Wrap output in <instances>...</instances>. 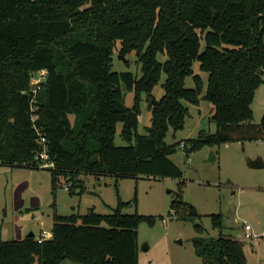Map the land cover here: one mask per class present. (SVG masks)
<instances>
[{"label":"trees","instance_id":"trees-1","mask_svg":"<svg viewBox=\"0 0 264 264\" xmlns=\"http://www.w3.org/2000/svg\"><path fill=\"white\" fill-rule=\"evenodd\" d=\"M114 53H134L140 76L113 72ZM159 53L166 56L163 62ZM195 62L206 75L202 99L212 106L216 131L206 137L199 132L189 141L190 151L264 141V116L258 125L249 123L264 75V0H0V162L41 170L35 167L31 96L23 92L33 73L46 70L33 106L55 165L49 170L52 195L59 175L73 183L69 194L76 187L83 192L80 173L181 179L164 138L169 128L183 127L185 104L199 103L204 82ZM162 74L163 95L155 99ZM186 77L193 88H185ZM124 88L134 92L132 107L124 104ZM142 94L151 115L145 135L137 132ZM118 124L126 146L114 144ZM181 193L170 204V217L199 218ZM127 204L118 199L107 215L93 209L54 213L50 238L0 240V264H138L137 227L153 226L155 219L123 214ZM210 219L220 232V215ZM193 228L204 233L199 224ZM191 244L201 264H246L239 240L219 234L194 237Z\"/></svg>","mask_w":264,"mask_h":264},{"label":"rangeland","instance_id":"rangeland-1","mask_svg":"<svg viewBox=\"0 0 264 264\" xmlns=\"http://www.w3.org/2000/svg\"><path fill=\"white\" fill-rule=\"evenodd\" d=\"M119 47V43H116ZM129 67L118 59L114 53L112 71H131L140 76L137 58L126 56ZM157 59L163 62L165 54L159 53ZM193 70L203 77L204 87L197 105L185 104L188 113L183 127L174 131L169 128L164 138L167 147L174 152L169 159L181 169L183 177L179 180L171 178L126 177L118 178L109 175L80 173L79 187L73 194L64 190L66 182L59 175L55 195L51 193L50 171L46 169L32 170L22 167H10L0 162V240H21L31 231L38 236L39 226H22V222L35 216L40 208L43 215L44 230L53 224V214L69 216L85 215L90 209L95 213L107 215L114 212L118 199L128 203L121 208L123 214L151 216L155 219L153 226L140 222L137 227L138 264H201L194 254L191 240L194 237H217L220 235L239 239L243 245L246 264H257V254L264 255V237L260 236L264 226V167L251 168L249 160L261 159L264 163V141H234L218 147L204 146L190 151V140L196 139L199 132L206 137L216 131L212 120V106L202 99L205 94L206 75L193 64ZM263 82L256 89L251 104L252 125H258L264 116V75ZM165 75L152 91V96L159 99L163 94L162 84ZM185 88H193L191 77H186ZM124 104L132 107L134 92L123 89ZM159 94V95H158ZM139 103L140 117L137 132L147 134L150 126V111L147 96L141 95ZM147 125L145 122L148 116ZM73 120V116H70ZM121 130V124H118ZM184 144V148L180 144ZM115 146H126L127 143L116 133ZM210 153L214 161H207ZM115 184H117L115 189ZM69 186L68 190H69ZM181 190L182 201L194 207L200 215L195 220L187 216H171L170 204ZM134 196L136 202H133ZM219 214L221 230L212 228L210 215ZM248 223L256 238L243 240L242 223ZM193 223L203 227L204 233L199 235Z\"/></svg>","mask_w":264,"mask_h":264},{"label":"built area","instance_id":"built-area-1","mask_svg":"<svg viewBox=\"0 0 264 264\" xmlns=\"http://www.w3.org/2000/svg\"><path fill=\"white\" fill-rule=\"evenodd\" d=\"M46 76H47L46 70H39V71L33 73L30 77V82H29L30 88L28 91L23 92V94H25L27 96H31L30 120L33 124V129L37 135L36 144L38 146V150H37V152L35 154V158H34L36 161L35 167L38 169H41V170L42 169L55 170V165L49 159V156H48V147L46 144V138L41 133L40 128L36 127V125H35V122L37 121L38 116L35 114V112H34L35 108L33 106L34 96H35L36 92L40 90L41 84L44 83ZM180 147L184 148V144L181 143ZM64 189L68 190L67 185L64 186ZM242 225H243V237L245 240H250L251 238L257 237V235L253 233L252 228L248 223L243 221ZM260 236L264 237V228L261 231ZM48 238H49V236L46 233L42 232V233H40L39 236H37L36 241L40 243L41 241L48 239Z\"/></svg>","mask_w":264,"mask_h":264},{"label":"crops","instance_id":"crops-1","mask_svg":"<svg viewBox=\"0 0 264 264\" xmlns=\"http://www.w3.org/2000/svg\"><path fill=\"white\" fill-rule=\"evenodd\" d=\"M196 73V72H195ZM159 95V94H158ZM163 95V94H162ZM161 95V96H162ZM160 96V97H161ZM148 115V114H147ZM139 117H140V115H139ZM139 117H138V121H139ZM148 117H149V115L148 116H146V119H145V122H146V124L145 125H147V123H148ZM150 117H151V115H150ZM117 133H120V131L118 130V126H117ZM49 177H50V184H51V176L49 175ZM58 184H60V183H58ZM69 186L68 184H64L63 185V188H64V186ZM65 190V189H64ZM65 191H67L68 192V190H65ZM33 209H37V211H35V216H31L30 217V219H28V220H26L25 222H22V226H20L21 228L22 227H25V226H27V225H35V226H39V228L37 229V232H38V235L40 234V233H42V232H44V233H46L48 236H49V238L51 237V228H52V226L49 228V230H44L43 228H42V226H43V215H41L40 214V208H38V207H36V208H33ZM264 227V226H263ZM30 233H32V234H34L35 235V233L34 232H30ZM29 233V234H30ZM241 236H242V239L244 240V237H243V234L241 233ZM229 238H231V237H229ZM232 239H234V238H232ZM22 240V239H21ZM236 240H239V239H236ZM2 241H7V240H2ZM240 241V240H239ZM61 264H75V263H72V262H70V261H63ZM257 264H264V255L263 254H257Z\"/></svg>","mask_w":264,"mask_h":264},{"label":"water","instance_id":"water-1","mask_svg":"<svg viewBox=\"0 0 264 264\" xmlns=\"http://www.w3.org/2000/svg\"><path fill=\"white\" fill-rule=\"evenodd\" d=\"M118 59H120L126 65L127 68L129 67V63L127 62V59H126L125 56L118 54ZM150 103H151V100H150ZM214 160H215L214 156L210 153L207 161H214ZM248 165L251 168L264 167L263 161L261 159H259V158H257L256 160H249L248 161ZM32 235H33L32 233L28 234V236H32Z\"/></svg>","mask_w":264,"mask_h":264}]
</instances>
